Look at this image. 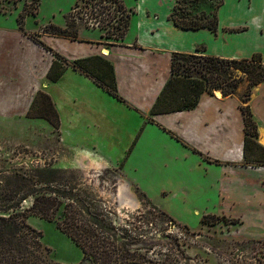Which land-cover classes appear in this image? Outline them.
<instances>
[{"label": "rangeland", "instance_id": "obj_1", "mask_svg": "<svg viewBox=\"0 0 264 264\" xmlns=\"http://www.w3.org/2000/svg\"><path fill=\"white\" fill-rule=\"evenodd\" d=\"M100 1L0 0V55L4 53L6 60L9 52L19 47L17 37L21 30L17 19L21 13L25 16L24 31H30L26 32L28 36L41 41L43 27L50 24L62 27L64 17L76 5L73 19L80 33L90 38L99 34L106 43L117 40L118 31L113 28L119 17L126 19L129 13L125 10L117 15L109 10L106 17L98 16L102 14H96L91 5ZM247 2L240 0L232 5L230 0H185L172 17H182L190 22L211 18L216 13L226 27L247 26L254 31L261 28L264 32V0H250L249 7L245 5ZM226 3V9H216L218 4L225 6ZM173 5H176L175 0ZM84 14L98 21L102 18V27H88ZM114 15L115 19L111 20ZM107 33H110L109 38H106ZM224 44L240 47L244 54L246 49L263 50L264 36L260 40L244 36ZM46 53L49 59V51ZM213 53V46L208 44L199 47L194 54L209 56ZM225 54L238 53L226 51ZM57 61L58 68H66L61 60ZM32 85L35 90L37 82L33 81ZM246 85L244 81L239 86V96ZM45 89L46 85L41 82L27 113H0V195H4L15 175L29 176L48 169L60 171L63 180L59 181L58 176L54 184L33 185L30 191L35 189L38 196L45 197L57 188L56 184L65 183L75 189L79 199L89 202L92 212L100 214L105 209L103 220L107 228H102V232L97 230V237L105 241L103 249H111L118 243L128 245L120 247L116 255L104 254L101 264L105 260L106 264H264L262 150L256 151L258 157L254 161L228 160L232 153L225 148V136L220 129L209 131L212 137L207 151L197 155L203 163L194 162L190 152L149 151L142 145L134 151L130 147L124 150L125 147L117 143L126 139L114 138L107 139L103 157L86 158L61 145L58 128L45 118H39L45 113L46 101L40 95ZM215 91L220 90L207 94L216 98ZM229 98L239 109L243 106L238 96H222L220 101ZM247 104L251 111L250 102ZM61 108L65 106L61 105ZM218 138L223 139V144L215 150L212 144L218 142ZM61 202L62 206L51 201L42 205L48 206L50 211L57 208L52 213V221L29 210L25 212L26 223L40 233L39 242L48 262L93 264V257L90 262L85 261L80 249L59 230L58 224L64 219L63 206L68 203L67 200ZM32 205L33 198L30 197L22 204V209ZM206 216L214 218L203 223Z\"/></svg>", "mask_w": 264, "mask_h": 264}, {"label": "crops", "instance_id": "obj_2", "mask_svg": "<svg viewBox=\"0 0 264 264\" xmlns=\"http://www.w3.org/2000/svg\"><path fill=\"white\" fill-rule=\"evenodd\" d=\"M120 1L129 13V24L124 36L110 43L99 34L90 38L79 32L77 41L43 34L41 42L52 50L47 59L46 50L31 41L30 31H19V47L9 52L6 60L4 53L0 55V113H27L44 82L42 92L50 98L59 118L60 144L86 158L103 157L107 139L114 138L126 139L117 143L124 150L130 147L134 151L142 145L149 151L190 152L194 162L203 163L197 155L207 151L210 132L222 129L225 148L232 153L228 160L243 159L245 126L233 99L221 102L222 96L203 93L195 108L176 111L165 88L172 78V55L194 54L202 45L213 46L214 53L209 56L246 59L260 54L264 62V49H246L243 54L240 47L224 44L244 36L260 40L263 30L226 27L218 15L215 33L182 30L169 20L174 0ZM230 1L235 5L240 0ZM245 5L249 7L250 0ZM226 8L227 3L219 10ZM226 51L238 54L227 55ZM53 53L69 64L78 63L75 68L66 67L56 82L48 78L53 74V64L59 62ZM56 68L63 67L57 64ZM33 81L37 82L35 90ZM112 88L124 102L108 92ZM249 102L259 137L256 142L264 148L260 142L264 137V83L253 88ZM217 140L212 144L215 150L223 144V139Z\"/></svg>", "mask_w": 264, "mask_h": 264}, {"label": "trees", "instance_id": "obj_3", "mask_svg": "<svg viewBox=\"0 0 264 264\" xmlns=\"http://www.w3.org/2000/svg\"><path fill=\"white\" fill-rule=\"evenodd\" d=\"M104 1L115 4L121 13L125 12L120 0H101L100 3ZM184 2L185 0H175L176 5L172 8L169 15V20L175 27L182 30L207 29L211 33L217 31L218 18L216 13L211 18L204 17L201 21L187 22L182 17H172L178 5ZM97 4L99 3L96 2L92 6ZM221 5L218 4L216 9H219ZM76 6L71 13L64 17V27L50 24L43 27L41 34L73 41L79 40L80 29L73 19ZM115 17L114 15L111 20H114ZM24 19V13H21L17 23L21 32L27 34L24 31ZM128 24L129 15H126V19H124V16L119 17L117 25L113 28L114 31H118V36L115 39L119 40L124 36ZM109 35L110 33H107L106 38H109ZM29 37L42 48L52 52L35 36ZM53 55L57 60H61L65 67L75 68L78 64L77 62L69 64L60 55L56 53H53ZM56 66L57 62L52 66L53 74H48L51 82H56L65 70V68H62L55 71ZM170 72L172 78L165 88V93H170L168 99L175 104L174 110L184 111L195 108L200 96L203 93L211 94L213 90H220L223 96H238L243 104L240 110L245 126L243 157L246 161H254L258 157L256 151L262 150L264 152V148L256 142L257 126L247 104L252 89L264 83V62L260 54H254L246 59H225L204 54L174 53L171 57ZM244 81L247 82V85L242 95L239 96V86ZM108 92L117 100L124 102L122 98L114 93L113 88ZM40 95L46 101V104L43 106L45 113L39 118H45L57 129L59 127V118L53 104L48 95L44 93H40ZM45 114H49L51 117L49 118ZM57 177L59 181L63 180L60 171L54 169L38 170L34 175L29 176L15 175L12 178L11 185H7L4 195H0V264H58L50 263L45 259L39 242L40 233L36 232L25 221V212L29 210L41 218L52 221V213L57 208L50 211L48 206L42 207L43 203L45 204L49 201L51 203L56 202L58 206H62L61 200H67L68 203L63 206L64 219L58 224V228L80 249L85 261L90 262L93 257V264H101L100 260L104 254L116 255V251H119L120 247L128 245L127 243H118L119 245H112L111 249H103L105 241L97 237V230L102 232V228H107L103 220L105 209L100 214L92 212L93 208L89 205V202L79 199L74 193L75 189L70 185L65 183L56 184L57 188L52 192H48V196L45 197L38 196L35 189L30 191L33 185L36 187L48 184V182L54 184ZM21 192H23L22 195L16 200V196ZM30 197L33 198L32 207L22 209V204ZM213 218L212 216H206L203 223L206 222L205 220ZM214 220L216 221L217 218ZM104 262L102 264H106V260Z\"/></svg>", "mask_w": 264, "mask_h": 264}, {"label": "built area", "instance_id": "obj_4", "mask_svg": "<svg viewBox=\"0 0 264 264\" xmlns=\"http://www.w3.org/2000/svg\"><path fill=\"white\" fill-rule=\"evenodd\" d=\"M96 2H94V4H95ZM99 4H97V5H95V6H92L91 5V7L93 8V10H94V12L96 13V14H102V15H98V16H102V17H106V15L109 13V10H112L113 12H117V15H120L121 14V11H119L117 8H116V6H115V4H111V5H108L107 3H105V4H103V3H100V2H98ZM109 7V9H106V7ZM113 7V8H112ZM103 12H105V13H103ZM84 16H85V23H86V25L88 26V27H90V28H96V29H100V27H102L101 26V23H102V18H100L101 20L100 21H98L97 19H95V18H88V14H84ZM103 24V23H102Z\"/></svg>", "mask_w": 264, "mask_h": 264}, {"label": "water", "instance_id": "obj_5", "mask_svg": "<svg viewBox=\"0 0 264 264\" xmlns=\"http://www.w3.org/2000/svg\"><path fill=\"white\" fill-rule=\"evenodd\" d=\"M215 94H216L217 96H223L221 91H215Z\"/></svg>", "mask_w": 264, "mask_h": 264}, {"label": "bare ground", "instance_id": "obj_6", "mask_svg": "<svg viewBox=\"0 0 264 264\" xmlns=\"http://www.w3.org/2000/svg\"><path fill=\"white\" fill-rule=\"evenodd\" d=\"M260 142L264 144V137L260 139Z\"/></svg>", "mask_w": 264, "mask_h": 264}]
</instances>
